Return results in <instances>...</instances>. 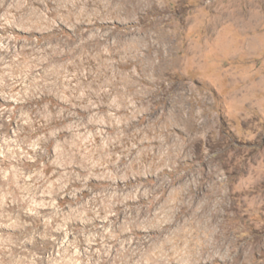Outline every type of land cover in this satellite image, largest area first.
<instances>
[{
  "label": "rangeland",
  "instance_id": "374dc122",
  "mask_svg": "<svg viewBox=\"0 0 264 264\" xmlns=\"http://www.w3.org/2000/svg\"><path fill=\"white\" fill-rule=\"evenodd\" d=\"M0 264H264V0H0Z\"/></svg>",
  "mask_w": 264,
  "mask_h": 264
}]
</instances>
